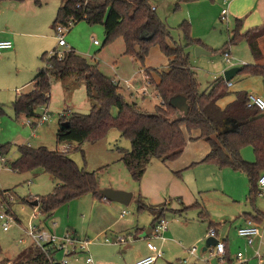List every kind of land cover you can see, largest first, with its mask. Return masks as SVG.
Wrapping results in <instances>:
<instances>
[{"label": "trees", "instance_id": "1", "mask_svg": "<svg viewBox=\"0 0 264 264\" xmlns=\"http://www.w3.org/2000/svg\"><path fill=\"white\" fill-rule=\"evenodd\" d=\"M32 1L37 7L43 5V0ZM70 20L74 21V25L83 20L90 25L101 24L105 37L103 46L121 38L124 54L141 65L150 49L157 46L168 60V71L145 69L144 72L150 80L149 84H153L161 104L151 113L142 111L134 103H127L118 85L74 50L63 52L61 57L49 56L45 52L40 59L42 66L32 79L33 91L21 95L12 104L16 117H35L36 108L47 105L50 100L52 82L65 81L71 77L75 84H84L91 107L85 115L73 113L60 116L56 132L58 144L95 143L104 139L111 129H115L121 138L130 141V149H119L118 153L121 155L120 162L132 180L138 183L151 159L174 161L182 154L187 141L202 139L209 144L210 150L201 163L245 174L249 180L250 198L257 197V180L264 170V112L247 107L245 92L235 93L234 101L221 109L218 102L228 95L227 86L221 80L199 91L185 49L199 46L200 42L190 37V27L186 22L179 26L185 45L171 46L168 44L169 29L152 10L150 0H65L58 8L51 26L53 29L57 25L64 26ZM262 37L264 26L243 35L239 34L236 27L221 53H228L231 46L245 41L253 58L259 59L261 53L258 41ZM151 73L157 75V82L151 80ZM239 74L264 76V66L243 65ZM72 87L64 86L66 91ZM176 96L186 99L188 109L185 114L170 106V100ZM112 109L116 110L115 116L112 115ZM193 134L197 137L193 138ZM246 146L253 149V163L244 161L240 155L241 149ZM5 151L2 150V153ZM17 151L18 157L11 164L12 171L26 173L41 170L57 182L49 195L23 200L24 204L29 205L37 199L41 215L49 217L63 203L86 194L102 200L98 193L100 188L96 173L78 168L67 153L27 146H18ZM136 205L138 212L147 210L155 215L152 224L163 217L161 208L145 205L139 199H136ZM192 207H183L177 213ZM205 216L203 210L198 213L200 220ZM262 219L263 216H256L249 220L261 222ZM210 227L214 226L210 224ZM224 245L225 259L230 262L225 242ZM32 252L23 253L21 261L16 264H41L39 257Z\"/></svg>", "mask_w": 264, "mask_h": 264}, {"label": "rangeland", "instance_id": "2", "mask_svg": "<svg viewBox=\"0 0 264 264\" xmlns=\"http://www.w3.org/2000/svg\"><path fill=\"white\" fill-rule=\"evenodd\" d=\"M150 2L157 9L156 14L158 17L169 29V45H185L184 37L179 30V26L184 21L189 24L191 38H194L196 34L201 35V37H208L207 39L214 47V50H218L228 43V37L233 29L232 25H229V32L218 21L215 26H212L210 17L214 11V3L210 0H150ZM215 4L219 3L216 1ZM59 7L60 0H43V5L39 11L43 18L41 26L43 31L40 33H43L47 38L40 41L35 38L30 39V42L34 43L32 47L36 48V45L43 47V50L35 55L31 61L28 59V55L20 56V54L15 59L0 60V75L2 77L0 80V109L2 112L0 119L5 125V128L4 125L0 126V154L2 150L6 149L1 155L7 161L5 165L0 163V190L10 191L15 196L17 203L13 205V208L16 212H19L21 204L24 203L23 200L30 197H45L52 193L54 189L53 178L41 170L26 173H16L11 170V164L18 156L17 146L21 145H29L33 149L44 147L49 151L67 153L78 168L96 173L99 190L115 187L117 182L123 184V186L133 184L130 177L125 175L126 171H124L123 166L118 167L116 164H112L119 157V149L130 148V141L121 138L117 130L111 129L104 139L95 143L84 142L81 145L76 143L58 144L56 141V132L61 115L69 116L73 113L85 115L90 111L91 102L86 95L84 84H75L74 79L71 77H68L65 81H55L50 89L48 104L37 107L36 116L33 118L16 117L13 108H10V105L18 97L19 93H16V90L20 89V83L31 81L36 71L41 68V55L45 52L50 53L54 48L58 51L64 50V48L57 47V40L51 26ZM202 17L204 18L202 19ZM190 19L193 21V30ZM103 31L101 24L90 25L83 20L70 28L65 36V41L68 42V37L73 38L76 47L86 52L83 57L91 65H96L98 70L107 78L120 81V85H118L119 92L127 103H134L142 111L153 112L154 108L160 104L157 97L154 96L152 87L144 81L143 71L148 67L162 69L164 57L159 53L157 46H154L150 50L147 62L141 65L131 56L124 54V44L121 38H116L110 44L103 46L105 40ZM92 40L98 41L99 46H92ZM260 45L264 49V40ZM70 47L75 48L74 46ZM74 50L78 51L76 48ZM230 51L234 58L244 61L245 65L256 63L245 41H240L236 45L231 46ZM189 54L188 63L195 73L200 92L207 89L216 78L222 76L221 74L228 69L224 56L219 53H214L212 56L196 57L194 49L190 48ZM124 81H129L133 88L127 90V85L124 84ZM148 81L150 80L148 79ZM230 81L233 86L229 89L228 95L219 101L222 107H225L233 99L235 93L250 92L259 94L263 88L258 79L246 77L244 74H238ZM64 84L76 87L66 91L64 87L62 88ZM143 87L145 88L144 95L142 94ZM30 89H32V86L25 88L24 92H28ZM44 113L49 114V118L45 123L37 125L34 129L27 125V122H37V118ZM112 115H116L115 109H112ZM184 132L186 131L184 130ZM65 149L67 151H64ZM229 186H235L233 187L234 190ZM226 191H230L231 194L237 197L236 203L233 205L229 203L228 205L231 210L230 213L233 215L232 220H227L222 224L224 232L228 233L229 243L235 247L229 254V258L233 260L238 245L241 246L240 250L243 254L246 248L250 250L246 242L237 236L238 226L236 218L239 220L244 215L264 217V196L251 199L249 180L246 175L240 173L231 176L230 182L227 183ZM28 210L30 211L29 208ZM122 210L127 212L126 215H129L128 217L136 216L137 210L134 199L128 206H122ZM216 210L220 211L219 209ZM100 211L98 202L90 194H86L63 203L49 217L42 215L40 219L45 222L47 228L50 223H55L56 226L53 231L58 235L68 229L76 231L77 235L81 236V239H85L83 237L84 235L87 236L88 231L96 230L100 232L107 222L98 218ZM190 213L187 214L189 218L191 217ZM171 217L173 215L167 213L166 220H170ZM212 217L214 221H219L217 215L212 214ZM256 224H258L264 240V219L261 222H256ZM225 233L224 235H226ZM12 234L14 233H3L0 229V245L3 251L15 255L20 247H18L19 244L15 237H11ZM110 236L108 235L109 238ZM103 237H98L97 240L100 241ZM89 238L91 237L89 236ZM131 241L133 240H129V242ZM204 245L205 239L196 246L198 248L197 258L208 260L210 264H220L217 258L209 257L208 250L202 252ZM253 247H255V244ZM260 250L261 253L264 252V245ZM29 251L30 249H28ZM94 251L98 254H103L101 248H95ZM244 257L247 259V264H257V260L253 256L250 257L244 254ZM190 260L188 258V263H190ZM71 263L77 264L75 262ZM174 263L179 264L177 261H174Z\"/></svg>", "mask_w": 264, "mask_h": 264}, {"label": "crops", "instance_id": "3", "mask_svg": "<svg viewBox=\"0 0 264 264\" xmlns=\"http://www.w3.org/2000/svg\"><path fill=\"white\" fill-rule=\"evenodd\" d=\"M64 1L65 0H60V6L64 3ZM210 1L214 3L213 5L214 11L210 17V23L212 24V26H215L217 24V21L219 22L218 17L222 4L219 2H218L219 4H215L216 2L215 0H210ZM151 6L152 8H154L152 10H154L156 13L157 9L152 4ZM41 7H37L32 0H26L24 2L0 0V41L6 40L12 43L11 50L3 51L0 54V60H7L9 58L15 59L20 54V56L28 55V59L31 61V59L34 58L35 55H37L41 50H43V47L37 45L36 48L32 47L34 43L30 42V39L32 38H35L39 41L41 39L47 38L45 35H43V33H40L43 31V28H41L43 23V18L41 16V13L39 12ZM227 9H228V23L227 25H223V26L228 32H229V25H232L233 28L232 31L237 27V29L239 30V34L241 35L245 34L250 30H254L256 28H260L264 26V0H233L232 2L229 3ZM203 18L204 17H202V19ZM190 20L192 23V30H193V21L192 19ZM207 38L208 37H201V35L196 34L195 37L192 39L199 41L200 45L187 47L185 49L187 54L190 55L189 54L190 48L195 49L196 47H200L210 52L209 56H212L214 53H219L223 56L221 50L224 45L218 50H214V47L210 44V41ZM263 40L264 37H262L258 41L259 49L261 53L260 58L254 59L253 56L251 55L254 61L256 62L253 65L264 66V49L261 48L260 45ZM67 41L68 42H66V44L68 45L70 50H74L76 48L79 52L75 50L74 51L78 55L82 57L83 55H86L85 51L76 47L75 40L73 38L68 37ZM70 46H74L75 48L73 49V47L71 48ZM92 46H95L93 44V40H92ZM157 49L159 53H161L158 47ZM228 53L231 62L228 64L225 61V63L228 65V69L232 67H238L241 69V66L245 65L244 61L236 59L231 55L230 48L228 50ZM162 56L164 57L163 58L164 63L161 67L162 69L155 67L154 68L160 72L161 71L166 72L168 71V60L163 54ZM199 56H207V55L200 54ZM147 58L145 62H147ZM154 68L148 67L146 69H154ZM221 75L222 76L216 78V80H221L223 83H225L226 85L225 84L224 85L227 86L229 92V89L233 86V84L231 83V81H229L231 85L228 86L227 83L229 82H225V80L223 79V74ZM245 76L258 79L263 87L261 93L259 94L250 93V92H245V94H255L257 96L264 98V76H249V75H245ZM143 78L144 81L148 83L150 87H152L153 93L155 94L154 96L157 97L159 104H161V101L154 90V86L152 83L149 84L148 81L149 78H147L145 72L143 73ZM150 78L151 80H154L156 82L158 81L157 75L155 73H151ZM1 79L2 77L0 75V80ZM24 82L25 81L21 82L20 89L16 90V93L19 94L17 95L18 97L15 99V101L21 95L28 94L32 92L34 89L32 80L27 83ZM115 82L117 83V85H120V81L115 80ZM54 83L55 82H52L51 86ZM124 84L127 85L126 86L127 90H131L133 88V86H131L129 81H124ZM66 85L67 84H64L62 88ZM28 86H32V89H30L28 92H24V89L27 88ZM142 89H143L142 94L144 95L145 88L143 87ZM234 99L235 96H233V99L229 101V103L233 102ZM218 105L221 109L225 108L222 107L219 104V102ZM11 107L12 105H10V108ZM1 125H4V123L0 119V126ZM27 125L31 129H34L36 127L34 122H27ZM195 137H197L196 134H193V138ZM21 146L29 147V145H21ZM129 149H125V150H129ZM209 150H210L209 144L202 139L187 141L182 151V154L176 160L170 162H162L157 159H151L145 168L142 178L138 183L132 180L130 173L120 162L121 155L118 153L119 157H117L112 164L114 165L116 164L118 167L123 166L125 169L124 171H126L125 175L130 177L131 181H133V184L132 185L126 184V186H123V184L117 182V185H115V187H110V188H114V190H122V191L124 190L125 192L131 193L132 199L130 203L134 199V203L136 205V199H139L145 205L157 209L161 208L163 210L162 216L165 219L167 217V213L172 214L173 217H171V219L167 221L168 229L163 234V239L162 240L152 239L149 238V233L151 231L152 221L155 215L145 210V211H141L142 213L137 211L136 216L128 217L129 215L128 216L126 215L122 217L121 213L122 211H124L122 210V205L114 202H108L103 199L97 200L91 196L93 199H95V201L98 202V207L101 209V211L98 213V218L107 221L100 232H97L96 230H91L88 231L87 236L84 235L83 237L89 241V244L86 247V251L92 257L93 264H134L137 260L150 255V252L147 249L148 242L153 243L158 249H160L163 252L162 258L158 259L155 262V264H177L174 263V261H177L179 264H182L183 260L186 259H187L186 263H188V258L191 259L190 263L188 264H210L208 260H201L197 258L198 248L196 250L195 256H190L189 254H187V250L189 248H191L192 246H198L200 243H202L210 224L216 228L219 238L224 240V242L227 245V252L228 254H230L235 247H233L229 243L228 233L226 234L224 232L223 230L224 226H222V224L227 220H232L233 215L232 213H230L231 210L228 205L229 203L232 205L236 203L237 197L231 194L230 191H226V186L227 183L230 182L232 175L239 173L243 174V173L235 172L229 168L219 169L213 164L201 163L202 160L209 153ZM64 151H67V149H65ZM3 153L1 151V154ZM1 154H0V158H2L5 161V163L3 164L1 163V161L0 163L2 165H5L7 161L4 159V157H2ZM17 155H18V151H17ZM240 155L242 159L248 163L255 162L253 149L250 146H246L242 148L240 151ZM53 184L55 187L57 182L53 180ZM229 187L233 188L235 186L233 187L229 186ZM5 192H10V191L5 190ZM263 194H264V189H263ZM31 198H36V197H31ZM34 201H37V199H34ZM194 205L195 206L198 205V207H192ZM24 206H25L24 207L25 211H28V207H27L28 205L24 204ZM29 206L31 205L29 204ZM37 206H38V201H37ZM31 207H36V206H31ZM183 207H192V208L180 214L177 213L178 211H181ZM216 209H219L220 211H217ZM136 210H137V205H136ZM201 210H203L206 213V216L200 220L198 219V213ZM189 212H191L190 218L187 215ZM212 214L217 215L219 221L217 222L214 221ZM21 215L23 217L25 216V214L23 213ZM251 218H253L251 215H244L243 218H240L239 220L236 218L237 221L236 224L238 228L243 226L245 224V221ZM43 223L44 226L46 227L45 222ZM55 226H56L55 223H50V226L46 228L53 231ZM71 231H73L77 235L76 231L74 230ZM10 232L14 233L11 235V237L12 238L15 237V240L17 241L20 232L17 229L12 228L6 233H10ZM224 233L226 235H224ZM108 235H111L110 238L112 239H110ZM77 236L81 238L80 235ZM89 236L91 238H89ZM119 236L128 237V244L124 246L109 245L103 242L104 238L114 240ZM98 237L100 238L103 237V239L99 241L97 240ZM129 240H133V241L129 242ZM254 244L255 247H253ZM263 245H264V240H263V234L261 233V237H257L251 245H248L250 247V250L246 248L244 254L250 257L251 256L254 257V254L258 252L263 256L262 257L263 261L261 263H258L257 261V264H264V252L261 253L260 250V248ZM18 247L20 248L18 249L16 254L12 255L8 252L3 251L0 245V258L2 259V262L11 261L14 263H18L19 261H21L22 254L26 252L28 253V250L24 249V247L21 246ZM240 247L241 246L238 245V249L235 252V254L237 252H242L240 250L241 249ZM95 248H101L103 250L102 251L103 254L96 253L94 251ZM83 259H84V255L80 254L78 261H76L75 263L85 264L83 262Z\"/></svg>", "mask_w": 264, "mask_h": 264}, {"label": "built area", "instance_id": "4", "mask_svg": "<svg viewBox=\"0 0 264 264\" xmlns=\"http://www.w3.org/2000/svg\"><path fill=\"white\" fill-rule=\"evenodd\" d=\"M222 4L218 20L220 24L227 25L228 23V9L227 6L233 0H215ZM154 9V8H152ZM74 25V21L70 20L66 25H57L53 30L55 38L57 40V47L64 48L63 51L55 50L50 52L49 56L61 57L63 52L70 51V48L66 44L65 36ZM95 46H99L98 41L93 40ZM12 48V43L10 41H0V54L3 51ZM226 63L230 62L229 53L223 54ZM243 65V64H242ZM114 83L115 80H112ZM117 84V83H116ZM228 86L231 83H227ZM247 107L256 108L264 112V98L257 96L255 94H247L246 100ZM49 118L48 113L42 114L37 118L35 126L45 123ZM1 132V129H0ZM1 163L5 161L0 158ZM257 197L263 196L264 189V170L261 172L257 180ZM17 203L15 196L11 192L0 191V229L3 233L8 232L10 229L15 228L20 232V236L17 239L19 246L24 247V249L33 251L35 256H38L41 264H70L71 261L76 262L79 259V255L83 254V262L85 264H93L92 257L87 253L86 247L89 244L87 239L79 238L73 231L66 230L61 235L56 234L54 231L45 228L44 221L40 219L42 216L38 206L31 207L27 206L30 211H25L24 204L19 208V212L14 210V204ZM25 214L23 217L21 214ZM126 212L122 211L121 216H125ZM54 226V224H53ZM168 229V222L164 217H160L156 220L151 227L149 233V238L152 239H163V234ZM237 236L243 239L247 245H251L257 237H261V232L258 224L253 220H246L245 224L237 229ZM132 238V237H131ZM209 238L216 240V245L209 247L206 251H209V257L217 258L220 264H246L247 259H245L242 252H237L230 262L225 259V245L224 240L219 238L217 230L215 227H210L205 235V241ZM133 239V238H132ZM103 242L105 244L113 245H127L128 237L119 236L114 241L104 238ZM147 249L150 255L137 260L134 264H155V262L162 258L163 252L158 249L153 243H147ZM197 247L192 246L187 250V254L190 256H195ZM262 255L256 252L254 258L261 263L263 261ZM183 260V263H186ZM0 264H16L11 261H4L0 258Z\"/></svg>", "mask_w": 264, "mask_h": 264}, {"label": "water", "instance_id": "5", "mask_svg": "<svg viewBox=\"0 0 264 264\" xmlns=\"http://www.w3.org/2000/svg\"><path fill=\"white\" fill-rule=\"evenodd\" d=\"M194 51H195L196 56H199L200 54L207 55V56L210 55V52L200 47H196ZM240 70L241 69L238 67H232V68L226 69L223 72V79L225 80V82H229L236 74L240 72ZM170 106L173 108H176L179 112L184 113V114L187 112V109H188L186 99L182 96H176L172 98L170 100ZM65 125L66 124H64L63 126ZM98 193H99V196L103 200H106L108 202L118 203L122 206H128L132 199L131 193L125 192L122 190L104 188V189L99 190ZM30 205L37 206V201H33ZM215 245H216V240L209 238L205 241V245L202 251L205 252L207 248L213 247Z\"/></svg>", "mask_w": 264, "mask_h": 264}]
</instances>
